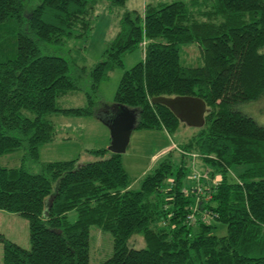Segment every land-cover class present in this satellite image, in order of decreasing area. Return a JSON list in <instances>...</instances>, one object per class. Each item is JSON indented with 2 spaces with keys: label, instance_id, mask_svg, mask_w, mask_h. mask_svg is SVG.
Instances as JSON below:
<instances>
[{
  "label": "trees",
  "instance_id": "16d2710c",
  "mask_svg": "<svg viewBox=\"0 0 264 264\" xmlns=\"http://www.w3.org/2000/svg\"><path fill=\"white\" fill-rule=\"evenodd\" d=\"M101 2L117 17V32L88 73L86 105L61 108L57 100L80 86L69 61L53 51L89 38ZM126 2L0 0V156L24 152L20 167L0 166V210L28 221L30 242L26 250L3 240L2 264H88L91 226L113 238L112 256L101 264H264V126L234 110L264 95V0H147L140 12H120ZM192 43L202 64L183 66L179 49ZM139 49L143 59L122 74L105 120L128 108L136 130L171 135L181 121L151 100L202 99L204 125L173 149L178 160L169 151L138 190L130 189L121 155L108 149L89 151L99 159L82 165L39 163V147L55 134L46 116L94 115L99 84ZM191 155L209 168L204 195L184 184ZM234 166L244 170L232 175ZM211 219L226 225L225 236L210 234ZM134 234L144 248L128 247Z\"/></svg>",
  "mask_w": 264,
  "mask_h": 264
},
{
  "label": "rangeland",
  "instance_id": "374dc122",
  "mask_svg": "<svg viewBox=\"0 0 264 264\" xmlns=\"http://www.w3.org/2000/svg\"><path fill=\"white\" fill-rule=\"evenodd\" d=\"M170 1V0H169ZM189 2L190 0H184ZM147 0H127L124 10H135L140 12ZM95 23L88 39L71 40L64 46L53 51L54 55L62 56L69 61L73 74L78 78L79 91L67 94L57 100L61 108H80L87 103L86 92L90 90L89 71L99 61L103 59V52L107 43L112 40L117 32L118 19L106 10L103 2L99 3L95 9ZM143 59L141 49L126 54L123 58V67L116 68L108 74L98 87V94L93 100L96 102L95 110L98 111L91 116H65L62 114H52L46 116L55 128L53 141L41 145L38 149L39 163L75 161L76 165L96 161L99 158L90 154L89 151L97 149H108L110 145V131L106 125L109 113L104 109V105L112 107L114 95L124 71L130 69L137 62ZM179 61L183 66H198L202 64L200 46L196 43L182 45L179 49ZM85 69V73L81 69ZM234 110L251 117L256 123L264 126V95L256 101L239 103ZM112 114V113H111ZM113 115H111L112 118ZM104 118V119H102ZM109 120V119H108ZM179 130L175 134H168L164 130H133L130 135L129 144L125 153L121 154L123 169L129 176L130 189L138 190L144 177L151 174L158 164L165 158V154L172 151L173 160L177 161L179 156L174 152V148L180 142L190 137L195 128L189 127L181 122ZM23 150L19 149L9 154L0 156V166L5 168H18L21 166ZM106 154L104 158H108ZM200 162L194 160V162ZM31 172H38V164L24 163ZM195 167L198 173L209 170L203 163ZM204 168H206L204 170ZM244 170L243 166L231 168L232 175H237ZM192 160L189 158V166L184 179L185 185L192 184ZM209 181V176H208ZM206 181V183H209ZM211 185V184H209ZM56 190V184L52 187V192ZM68 220L74 222L76 212L68 213ZM213 228L210 234L217 237L225 236L226 225L211 219ZM198 228L194 226L193 232ZM0 264H2L3 240L12 242L19 247L28 250L29 228L28 221L14 213L0 210ZM129 248L142 249L145 247L140 234H134L128 241ZM113 238L111 233L102 231L96 226L89 227L88 231V264H101L112 256Z\"/></svg>",
  "mask_w": 264,
  "mask_h": 264
},
{
  "label": "water",
  "instance_id": "95a60500",
  "mask_svg": "<svg viewBox=\"0 0 264 264\" xmlns=\"http://www.w3.org/2000/svg\"><path fill=\"white\" fill-rule=\"evenodd\" d=\"M151 103L167 107L181 122L186 123L189 127L201 128L204 125L207 108L203 100L198 97H156L151 100ZM106 125L110 131L108 151L118 155L125 153L130 135L137 125L135 110L120 107V112L107 120Z\"/></svg>",
  "mask_w": 264,
  "mask_h": 264
},
{
  "label": "built area",
  "instance_id": "2783aa9c",
  "mask_svg": "<svg viewBox=\"0 0 264 264\" xmlns=\"http://www.w3.org/2000/svg\"><path fill=\"white\" fill-rule=\"evenodd\" d=\"M192 158V176H191V181L194 184V191L198 194V195H204L205 193L203 192V189H205V185H202L201 183H205L206 181H208V172H204V173H198L197 171H195L194 169V164L196 163V161L194 162V160H196L197 156L196 155H191ZM188 190H183L184 194H188ZM200 199H196L195 205L193 206L191 213H189L187 215V223H194L196 221V212L198 209V203H199ZM207 216V215H205ZM205 216H203V219H205Z\"/></svg>",
  "mask_w": 264,
  "mask_h": 264
},
{
  "label": "crops",
  "instance_id": "0c3cea01",
  "mask_svg": "<svg viewBox=\"0 0 264 264\" xmlns=\"http://www.w3.org/2000/svg\"><path fill=\"white\" fill-rule=\"evenodd\" d=\"M200 164L197 165V167L199 166Z\"/></svg>",
  "mask_w": 264,
  "mask_h": 264
}]
</instances>
